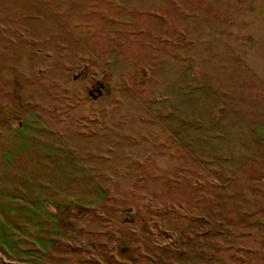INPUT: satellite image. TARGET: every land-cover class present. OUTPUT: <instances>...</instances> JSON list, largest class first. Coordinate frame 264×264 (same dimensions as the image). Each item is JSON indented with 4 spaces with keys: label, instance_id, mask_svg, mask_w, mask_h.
Here are the masks:
<instances>
[{
    "label": "rangeland",
    "instance_id": "rangeland-1",
    "mask_svg": "<svg viewBox=\"0 0 264 264\" xmlns=\"http://www.w3.org/2000/svg\"><path fill=\"white\" fill-rule=\"evenodd\" d=\"M27 246L264 264V0H0V264Z\"/></svg>",
    "mask_w": 264,
    "mask_h": 264
},
{
    "label": "crops",
    "instance_id": "crops-1",
    "mask_svg": "<svg viewBox=\"0 0 264 264\" xmlns=\"http://www.w3.org/2000/svg\"><path fill=\"white\" fill-rule=\"evenodd\" d=\"M23 250H24V256H23V258H20L19 259L20 261H15L16 259H12V261H10V263H13V264L16 263L17 264V263L21 262L22 264H34L36 262L32 258V253L30 252L32 250V248L30 246H27ZM43 254H45V253L43 252L41 255H43Z\"/></svg>",
    "mask_w": 264,
    "mask_h": 264
}]
</instances>
